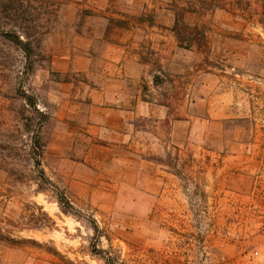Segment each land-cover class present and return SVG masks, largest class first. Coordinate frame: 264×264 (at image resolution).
Returning <instances> with one entry per match:
<instances>
[{
	"label": "rangeland",
	"instance_id": "rangeland-1",
	"mask_svg": "<svg viewBox=\"0 0 264 264\" xmlns=\"http://www.w3.org/2000/svg\"><path fill=\"white\" fill-rule=\"evenodd\" d=\"M233 1L248 13L185 14L204 35L190 48L171 31L186 0H66L30 66L0 37V151H20L0 155L20 169H0V264H264V0ZM113 42L143 63L129 91L149 102L118 147L90 97ZM23 93L49 116L41 157Z\"/></svg>",
	"mask_w": 264,
	"mask_h": 264
},
{
	"label": "trees",
	"instance_id": "trees-1",
	"mask_svg": "<svg viewBox=\"0 0 264 264\" xmlns=\"http://www.w3.org/2000/svg\"><path fill=\"white\" fill-rule=\"evenodd\" d=\"M65 2L66 0H0V37L16 46L23 53L26 61L30 59L33 50L36 55L42 57L41 44L43 37L49 33L51 21L56 17L57 11ZM219 3V0H186L184 6L174 5L175 8L177 7V12L171 30L178 42L177 46L190 48L193 40L204 38L203 33L196 26H190L185 22V14L200 15L217 8H237L240 9L241 13L246 11L241 4L235 6V1L228 0L225 2L231 5L232 8L226 7L224 3ZM262 5L254 14L256 19L264 25V4ZM2 25H7L4 30ZM28 64L30 66L32 62L29 60ZM15 118H20L25 131L32 133L29 147L33 154L41 157L44 149V144L41 141V131L49 116L37 107L33 96L23 93L21 107L17 112L15 111ZM17 128L15 131H18ZM6 150L7 154L0 151V155L9 157L14 156V154L19 155L20 152H17L18 149L15 150L13 147H6ZM21 153L27 155L23 150H21ZM36 163L39 165V161ZM4 164V166L0 165V169L8 174L13 175L20 171V169L10 165L9 162Z\"/></svg>",
	"mask_w": 264,
	"mask_h": 264
},
{
	"label": "crops",
	"instance_id": "crops-1",
	"mask_svg": "<svg viewBox=\"0 0 264 264\" xmlns=\"http://www.w3.org/2000/svg\"><path fill=\"white\" fill-rule=\"evenodd\" d=\"M101 54L105 57L104 62L108 72L105 83L93 88L90 92L91 106L94 109L92 112L94 122L92 127L96 131L106 130L114 133L111 146L118 147L122 143H127L131 138V119L139 115H149V112H147L149 110L146 111L143 106V104L149 102L141 99L140 96L134 97L132 102L129 91L130 77L132 76L131 67L133 66V69H136L143 63L136 57L128 56L125 46L116 42L108 45ZM92 59L93 57L90 54V57L83 58V61L91 63ZM64 61L67 69L69 57L67 56ZM140 134L145 140L140 151L144 152L147 149H152L149 148V144L153 139L151 137L153 133L148 129H143ZM154 176H158V172Z\"/></svg>",
	"mask_w": 264,
	"mask_h": 264
}]
</instances>
